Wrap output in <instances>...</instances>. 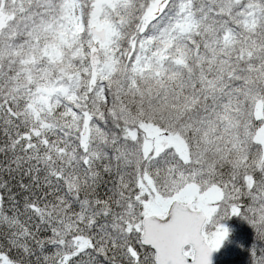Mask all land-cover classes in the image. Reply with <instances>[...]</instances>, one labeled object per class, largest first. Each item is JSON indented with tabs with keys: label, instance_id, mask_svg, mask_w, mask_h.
Returning <instances> with one entry per match:
<instances>
[{
	"label": "snow or ice",
	"instance_id": "6c2138e0",
	"mask_svg": "<svg viewBox=\"0 0 264 264\" xmlns=\"http://www.w3.org/2000/svg\"><path fill=\"white\" fill-rule=\"evenodd\" d=\"M233 217L264 264V0H0V264H214Z\"/></svg>",
	"mask_w": 264,
	"mask_h": 264
},
{
	"label": "trees",
	"instance_id": "16d2710c",
	"mask_svg": "<svg viewBox=\"0 0 264 264\" xmlns=\"http://www.w3.org/2000/svg\"><path fill=\"white\" fill-rule=\"evenodd\" d=\"M226 223L232 231L224 246L217 252L216 264H249L248 249L255 240L254 230L238 217H233Z\"/></svg>",
	"mask_w": 264,
	"mask_h": 264
},
{
	"label": "water",
	"instance_id": "95a60500",
	"mask_svg": "<svg viewBox=\"0 0 264 264\" xmlns=\"http://www.w3.org/2000/svg\"><path fill=\"white\" fill-rule=\"evenodd\" d=\"M216 259H217V252L214 253V255H213V262H214V264H216Z\"/></svg>",
	"mask_w": 264,
	"mask_h": 264
}]
</instances>
